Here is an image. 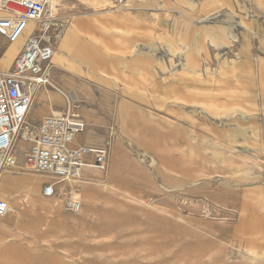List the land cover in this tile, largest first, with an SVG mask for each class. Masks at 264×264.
Returning <instances> with one entry per match:
<instances>
[{
    "label": "rangeland",
    "instance_id": "374dc122",
    "mask_svg": "<svg viewBox=\"0 0 264 264\" xmlns=\"http://www.w3.org/2000/svg\"><path fill=\"white\" fill-rule=\"evenodd\" d=\"M186 1L153 0L145 2L144 6L170 10V17L155 19L160 25L178 26L181 29L187 26V21L195 22L197 18L219 15L217 20L222 25L227 22V31L239 29L237 38L232 42L229 35H226V49L218 51L210 43L205 50L192 51L195 54L196 69L202 71L206 62L208 67L215 70L219 66L217 58L220 59L223 64L220 69L223 67L222 73L225 71L224 74H227L226 100L218 102L214 96L223 93L217 87L219 72L216 71L207 83L214 97L211 102L198 103L203 112H207L206 107H211V113H195L189 149L186 147L187 130L182 127L184 118L180 120L178 128L173 130L172 138L167 136L161 140V136H155L160 129L155 131L154 124L151 130L140 129L136 116V120L131 122L132 129L120 131L125 136L116 144L115 161L112 157L114 147L110 149V144L107 146L109 155L105 170L88 166L93 169L91 174L88 173L90 170L85 169L83 178L61 183L62 189L55 197L43 194L45 183L52 179L44 181L40 186L42 202L50 206H43V216L56 218L54 225L48 226L46 220L43 225L44 230H51L49 236L52 248L49 247L48 252L52 264H264V240H258L264 235V199L259 202L262 205L251 200L253 195H261L253 194L258 187L264 188V146L260 156L259 151L254 152L257 147L251 145V141L242 139L249 135H242L241 140L232 139L233 142L248 143L231 147L226 144L220 126L217 125L228 123L237 127L241 119L251 118V114L244 111L236 100L240 97L239 92L254 89V79L257 77L260 90L259 96L254 97L256 103L248 102L243 106L249 111L252 107L255 110L259 108L258 114L264 117V49H257V42L264 44V0H193V8L187 6ZM55 2L61 12L52 20L55 24L48 33L54 49L65 31L74 25V9L84 6L94 12L112 10L105 2H100L98 6H93L88 0ZM111 2L116 9L122 8L120 1ZM186 15L196 16L191 18ZM44 18L48 19L47 15ZM98 20L95 18L93 24L99 25ZM150 20L154 19L126 18V25H149ZM195 31L200 33L201 38L197 42H207L203 38L205 30L194 27ZM216 33L221 32L219 30ZM150 35L152 38L155 36L153 33ZM100 36L108 47L109 35ZM161 41L173 43L175 38L164 33ZM23 44L24 39L20 49ZM126 45L130 43L126 42ZM18 53L6 59L2 71L9 70L12 59ZM203 75L205 79L209 77L208 74ZM123 110V127H126V107ZM217 119L220 122L216 123ZM29 122L34 123L30 116ZM126 132L131 135L134 149L143 147L152 151L151 154L134 151L126 153ZM235 132L238 133L233 130L231 136L235 137ZM21 135L22 131L16 136L13 148L19 166L6 169L8 172L3 171L0 177V198L7 199L1 193V186L4 174L11 173L15 180L12 193L16 200L32 207L34 199L26 179L27 173L32 171L26 165L31 142L24 140ZM20 139L26 143L24 149L18 145ZM110 140L113 142V138ZM170 148L177 154V158L170 157ZM243 149L252 154L239 152ZM252 162H255L254 166ZM84 178L89 183L83 184ZM83 185L90 188L92 199L87 194L89 190ZM249 187L252 188V197L244 204L247 205L245 215L250 213L252 216L244 220L247 224L241 225L243 204L239 198L242 197L243 189ZM156 188L162 193L156 192ZM73 196L79 198L82 204L89 199L93 202L90 205L86 203L81 212H73L65 207L64 201ZM261 196L264 197V194ZM43 238L46 244L49 237ZM34 241V237L28 238V245L38 248Z\"/></svg>",
    "mask_w": 264,
    "mask_h": 264
},
{
    "label": "crops",
    "instance_id": "0c3cea01",
    "mask_svg": "<svg viewBox=\"0 0 264 264\" xmlns=\"http://www.w3.org/2000/svg\"><path fill=\"white\" fill-rule=\"evenodd\" d=\"M114 1H120L122 8L116 9L115 5H111L112 10L97 12L88 10L84 6L74 9V25H71L65 33L63 32L64 34L62 33L63 37L55 47L54 56L43 64V70L49 75L54 86L44 85L38 89L37 100H35L30 113L31 121L38 122L52 111L64 109L70 101L77 104V109L86 123V128L78 135L75 145L103 147L109 142L110 149L113 146L117 152L116 144L125 136L120 131L125 128L126 131L132 129L131 122L135 121L137 117L140 129L151 130L152 124L155 125V131L160 129V132L155 136H161V140L166 139L167 136L172 138L173 130L178 128L177 125L184 118L182 127L187 130L186 147L189 149L190 139H192L191 131L194 130L195 113L204 115L211 113V107H206L207 112H203L198 103L203 104L209 100L211 102V98L214 96L218 102L223 101L227 92V74H224L225 71L222 73L223 67L220 69V65H223L220 59L217 58L218 68L214 70L208 67L206 62V67L202 71L200 68L196 69L195 54L192 51L195 49L205 50L209 48L210 43L218 51L222 48L226 49V35H229L230 42H232L237 38L239 29L232 28L227 31V22L222 25L217 20L219 15L212 18L208 16L197 18L198 20L196 19L195 22L187 21V26H183L181 29L178 26L160 25L155 19L170 17L168 13L170 10L152 8L150 5L149 7L144 6L145 2L149 3L153 0ZM186 5L195 7V1L187 0ZM177 16L179 15L177 14ZM186 16L194 18L196 15ZM95 18L99 19V25L93 24ZM126 18L154 20H150L149 25L142 22L145 25L131 24L127 26ZM129 22L133 23V21ZM192 25L195 29L205 30L203 38L207 42H197L201 40L200 33L194 32ZM219 30L221 33H216ZM152 33L155 35L154 38L149 37V34L152 36ZM164 33L172 35L175 42L163 43L161 35ZM104 34L109 35L111 45L109 44L108 47L104 44L105 41L100 39V35ZM92 35L96 36L92 37ZM26 40L19 53L12 59L10 67H8L9 70L23 50ZM126 42H129L130 45H126ZM13 43L0 36V71L4 70L6 59L12 54ZM257 49H264V44L257 42ZM216 71L219 72L216 80L219 82L217 87L223 93H218L219 95L216 93L217 95L213 96L207 83L214 77L212 73ZM204 73L208 74L207 79L204 78ZM254 82V89L245 90V93L239 92L240 97L237 98L238 101L236 100V103H240L244 111L251 114V118L241 119L237 127H232V124L228 123L225 125L216 123L220 126L218 128L224 135L227 145L238 147L240 144H247L248 141H251L250 144L257 147L254 152L258 153L259 151L261 156L264 146V117L258 114L259 108L257 111L252 107V110L249 111L245 110L246 108L243 106L248 102L256 103L254 97L259 96L260 90L258 77L254 79ZM125 107L126 127H123L124 116L122 115L125 112L123 110ZM233 130L238 131V133L235 132V137L231 136ZM242 135H249L242 138L248 141L233 142L232 139L241 140ZM127 137L129 138L127 139ZM130 137L131 135L126 132V153L134 151L151 154L152 151L143 147L137 148L138 150L134 149ZM111 138H113V142L110 140ZM167 148L168 146L165 147V149ZM169 152L172 159L177 158V154L173 153L172 149ZM239 152L252 154L246 149ZM33 178L40 181L39 186L31 185ZM49 178L52 179L50 176H39L38 178L27 173V187L29 186L34 199L32 207H29L18 202L12 193L15 190L14 176L7 172L4 174L2 185L9 184L4 197L9 200L10 209L0 216V264H52L51 254L48 252L49 247L52 248L51 235L49 236L51 230H44L43 225L45 220L48 226L54 225L56 218H44L43 206H50V204L42 202L40 191L42 183ZM87 183L89 180L85 179L83 184ZM84 187L89 190L87 194L92 199L90 188ZM159 189H164V187H159ZM159 189L156 192L162 193ZM251 189V187L244 188L241 192L242 197L239 198L243 204L241 225L247 224L244 220L252 216L250 213L245 215L247 205H244L252 195L250 194ZM3 192L5 191L2 189L1 193L4 194ZM255 193L263 195L264 188L258 187L253 192V194ZM261 195H253L251 200L259 203L264 199ZM91 199L82 204L81 211L85 208L86 203L87 205L92 204ZM259 205L262 204L259 203ZM30 237H34V243L38 248L28 245ZM43 237H49L46 244H44ZM258 240H264V235Z\"/></svg>",
    "mask_w": 264,
    "mask_h": 264
},
{
    "label": "built area",
    "instance_id": "2783aa9c",
    "mask_svg": "<svg viewBox=\"0 0 264 264\" xmlns=\"http://www.w3.org/2000/svg\"><path fill=\"white\" fill-rule=\"evenodd\" d=\"M49 0H0V36L9 42L24 35L30 21H40L48 13ZM50 31V30H49ZM49 31L38 25L28 36L26 44L8 71H0V177L6 169L17 164L13 145L18 131L31 142L26 165L37 173L48 174L43 193L53 196L60 184L81 178L86 166L105 170L109 151L103 147L75 146V138L86 128L77 104L68 101L64 109L52 111L38 122H29L30 109L36 91L53 85L43 64L51 60L55 49ZM65 207L79 212L82 202L69 197ZM10 209V203L0 198V216Z\"/></svg>",
    "mask_w": 264,
    "mask_h": 264
},
{
    "label": "bare ground",
    "instance_id": "6f19581e",
    "mask_svg": "<svg viewBox=\"0 0 264 264\" xmlns=\"http://www.w3.org/2000/svg\"><path fill=\"white\" fill-rule=\"evenodd\" d=\"M93 6H98L99 4H100V2H105L106 3V5H109V6H111L112 5V2H111V0H94L95 2H98V3H95L93 0H88ZM56 2H55V0H49V10H48V13H47V17H48V19H42V20H40V21H30L29 22V24H28V27H27V29H26V31H25V33H24V35H22V37H20L17 41H15L14 43H13V50H12V54H11V56L9 57V58H7V60H9L12 56H14L16 53H18V51L20 50V46L22 45V41H23V39H24V43H25V40H26V38H27V36L29 35L28 33H30L33 29H35L38 25H43V27L44 28H46L48 31L49 30H51V27H53L54 26V24L55 23H53V19L56 17V16H58L59 15V13L61 12H59V6L58 5H56L55 4ZM102 3V4H103ZM104 3V4H105ZM96 8H99V7H96ZM114 9V8H113ZM108 10V9H107ZM205 19V18H204ZM209 19V18H208ZM198 20V19H197ZM24 45V44H23ZM35 98H34V102L32 103V105H31V109H30V112H31V110H32V107H33V105H34V103H35ZM38 103V102H37ZM79 111V110H78ZM80 113V112H79ZM81 115V114H80ZM241 116V115H240ZM82 117V116H81ZM83 118V117H82ZM84 120V119H83ZM220 122V119H217L216 120V122ZM84 122H85V120H84ZM20 131H22V130H20ZM20 131H18L17 132V134H16V136H19V134H20ZM82 133V132H81ZM23 134V133H22ZM80 134V133H79ZM78 134V135H79ZM78 135H77V137H78ZM16 136H15V138H16ZM77 137L75 138V142H76V139H77ZM23 138V137H22ZM15 141V140H14ZM75 142H74V145H75ZM18 145H20V147H22L21 149H24L25 147H26V143H24L21 139L19 140V143H18ZM75 146H85V145H75ZM18 147V146H17ZM87 147H89V146H87ZM13 148H14V145H13ZM91 148H97V147H91ZM240 149V148H239ZM17 150H19L18 148H17ZM14 155H15V153H14ZM16 156V155H15ZM116 156H117V152L115 151V147H114V150H113V153H112V157H113V160L115 161V158H116ZM258 157V156H257ZM16 158H17V156H16ZM259 158V157H258ZM18 160V159H17ZM252 165L254 166L255 165V162H252ZM18 167L19 165H18V162H17V164L14 166V167ZM21 166V165H20ZM92 167V166H91ZM91 167H88V166H86L85 167V169L87 170L88 169V171L90 170V171H92L93 169L91 168ZM85 169H84V171H85ZM7 171V170H6ZM83 171V172H84ZM89 171V172H90ZM8 172V171H7ZM11 172V171H10ZM88 172V173H89ZM5 173V172H4ZM86 173V172H85ZM250 173V172H249ZM28 174H30V175H34V176H37L38 178H39V176H50V175H48V174H44V173H40V174H36V173H34V172H28ZM83 176H84V173H83ZM51 177V176H50ZM97 177V176H96ZM81 178H83V177H81ZM80 179V178H79ZM70 182L71 181H75V179L74 180H69ZM76 181H78V180H76ZM29 184V183H28ZM31 184V183H30ZM39 184H40V181L37 179V178H33L32 179V186L34 187V186H39ZM65 185V184H64ZM8 186H9V184H3L2 185V189L5 191V192H3L4 193V195H5V193H6V190L8 189ZM71 187V186H70ZM60 189H62V187H61V185H60V187H59V190ZM60 194V193H59ZM54 197H55V195H53ZM12 207V206H11ZM12 209V208H11ZM82 209V208H81ZM9 211V210H8ZM7 211V212H8ZM81 211V210H80ZM79 211V212H80ZM6 212V213H7Z\"/></svg>",
    "mask_w": 264,
    "mask_h": 264
}]
</instances>
